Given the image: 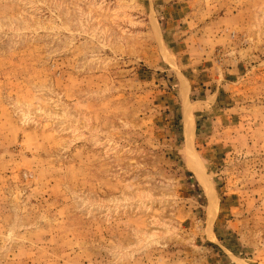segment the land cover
Segmentation results:
<instances>
[{"label": "rangeland", "instance_id": "1", "mask_svg": "<svg viewBox=\"0 0 264 264\" xmlns=\"http://www.w3.org/2000/svg\"><path fill=\"white\" fill-rule=\"evenodd\" d=\"M0 264H264V0H0Z\"/></svg>", "mask_w": 264, "mask_h": 264}, {"label": "bare ground", "instance_id": "2", "mask_svg": "<svg viewBox=\"0 0 264 264\" xmlns=\"http://www.w3.org/2000/svg\"><path fill=\"white\" fill-rule=\"evenodd\" d=\"M185 136H186V144L189 145V142L190 140H192V136H193V123H192V118L189 112L185 116ZM191 167H192L191 170L197 175V178L202 183L203 180H202L200 169L195 165H191Z\"/></svg>", "mask_w": 264, "mask_h": 264}]
</instances>
